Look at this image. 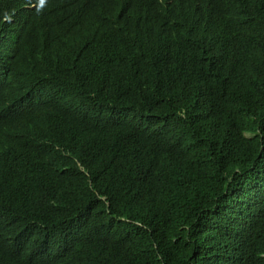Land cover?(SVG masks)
<instances>
[{
	"label": "trees",
	"instance_id": "1",
	"mask_svg": "<svg viewBox=\"0 0 264 264\" xmlns=\"http://www.w3.org/2000/svg\"><path fill=\"white\" fill-rule=\"evenodd\" d=\"M263 45L264 0H0V264H264Z\"/></svg>",
	"mask_w": 264,
	"mask_h": 264
},
{
	"label": "bare ground",
	"instance_id": "2",
	"mask_svg": "<svg viewBox=\"0 0 264 264\" xmlns=\"http://www.w3.org/2000/svg\"><path fill=\"white\" fill-rule=\"evenodd\" d=\"M237 11V10H236ZM236 11H235V13H236ZM238 13H240L239 11H237ZM227 13V12H226ZM236 16H237V14H235ZM243 15V14H242ZM222 16V15H221ZM240 15H238V17H239ZM244 16V15H243ZM240 17H242V16H240ZM243 18V17H242ZM34 33V32H33ZM198 40V39H197ZM199 41V40H198ZM204 41V40H203ZM35 42V41H34ZM193 43V42H192ZM191 44V43H190ZM199 46V45H198ZM264 46V45H263ZM16 52H17V50H16ZM92 89V88H91ZM94 92V91H93ZM87 93H88V91H87ZM85 95H87V94H85ZM91 95V94H90ZM88 97V96H87ZM77 111H79L78 110V108L76 109ZM75 110V111H76ZM136 110V109H135ZM83 112V111H82ZM84 116V115H83ZM85 117L86 116H84V119H85ZM84 119H83V121H84ZM88 120H90V119H88ZM93 120V119H92ZM94 122L96 121V120H93ZM98 122V121H97ZM100 122H102V121H100ZM91 123V122H90ZM97 124V123H96ZM88 125V124H87ZM91 125V124H90ZM95 125V124H94ZM157 128V127H156ZM154 131H156L155 129H153ZM27 133V132H26ZM25 137V136H24ZM134 146V145H133ZM60 220V219H59ZM15 229V228H14Z\"/></svg>",
	"mask_w": 264,
	"mask_h": 264
},
{
	"label": "snow or ice",
	"instance_id": "3",
	"mask_svg": "<svg viewBox=\"0 0 264 264\" xmlns=\"http://www.w3.org/2000/svg\"><path fill=\"white\" fill-rule=\"evenodd\" d=\"M41 3H43V0H41Z\"/></svg>",
	"mask_w": 264,
	"mask_h": 264
},
{
	"label": "clouds",
	"instance_id": "4",
	"mask_svg": "<svg viewBox=\"0 0 264 264\" xmlns=\"http://www.w3.org/2000/svg\"><path fill=\"white\" fill-rule=\"evenodd\" d=\"M147 119V118H146ZM144 121V120H143Z\"/></svg>",
	"mask_w": 264,
	"mask_h": 264
}]
</instances>
